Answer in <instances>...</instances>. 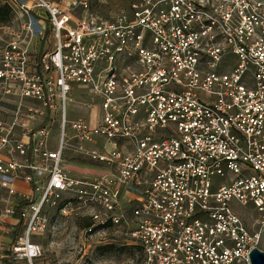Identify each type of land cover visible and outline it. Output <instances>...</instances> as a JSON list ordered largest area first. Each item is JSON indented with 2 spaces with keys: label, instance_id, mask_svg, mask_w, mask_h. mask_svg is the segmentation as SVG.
Instances as JSON below:
<instances>
[{
  "label": "built area",
  "instance_id": "obj_1",
  "mask_svg": "<svg viewBox=\"0 0 264 264\" xmlns=\"http://www.w3.org/2000/svg\"><path fill=\"white\" fill-rule=\"evenodd\" d=\"M1 1L25 17L0 48L12 257L40 254L30 238L59 202L88 236L123 224L139 249L121 264H249L264 232V0H117L111 20L90 0ZM49 30L53 49L33 56ZM67 156L106 171L73 177Z\"/></svg>",
  "mask_w": 264,
  "mask_h": 264
},
{
  "label": "rangeland",
  "instance_id": "obj_2",
  "mask_svg": "<svg viewBox=\"0 0 264 264\" xmlns=\"http://www.w3.org/2000/svg\"><path fill=\"white\" fill-rule=\"evenodd\" d=\"M90 4L94 12L96 11V13H91L93 17L111 20L116 13V4L119 2L117 0H90ZM84 15L90 16V14ZM24 20V16L20 17L14 13L12 3L7 4L0 0V48L10 37L12 30H16L19 23ZM45 38L46 44L41 41L40 45L33 46V56L38 50V54H41L45 50L53 49L52 31L49 30ZM51 136L55 144L56 130L51 131ZM64 165L73 177L95 176L106 171L103 166L91 163L86 157H74L65 161ZM231 204L236 206L234 201ZM58 208L59 202L46 207L50 224L44 234L30 238V241L40 246V254L30 261L12 257L10 251V246L14 241L10 233L12 224H2L0 226V264H121L132 262L137 258V249L130 246L133 245L132 241L122 235L125 231L123 224L111 228L102 238L88 236L83 233L84 225L89 223L88 219L80 218L75 212L63 216L58 212ZM241 213L249 226L258 216L249 209H243ZM259 224L261 225V222ZM20 230H22L21 225ZM101 246L109 247L103 250ZM260 248L264 250V232L261 235Z\"/></svg>",
  "mask_w": 264,
  "mask_h": 264
},
{
  "label": "crops",
  "instance_id": "obj_3",
  "mask_svg": "<svg viewBox=\"0 0 264 264\" xmlns=\"http://www.w3.org/2000/svg\"><path fill=\"white\" fill-rule=\"evenodd\" d=\"M73 96H74V101L71 103L69 109L72 110V111H74V113H76L75 116H77V115L86 116L85 110L80 106V104L78 102L79 99H80V97L81 96H84V95H79L78 92H75L73 94ZM53 130H56V133H57V127L54 128ZM72 158H74V157L67 156V158L65 159V161L71 160ZM65 161H64V163H65ZM64 167H65V165H64ZM16 188H17V190L20 193L26 194V193H29V191H30V184L25 183V182H22V181H18L16 183ZM4 195H5L4 194V191H1L0 190V201H1L0 204L2 206H4L6 204L5 201L2 200ZM4 223L5 224H8V223L12 224V226L10 228V233L13 235V239L15 241L17 239L18 235L21 233L20 225H19L20 224L19 220L17 219L16 216H4V215L0 214V226L2 224H4Z\"/></svg>",
  "mask_w": 264,
  "mask_h": 264
},
{
  "label": "water",
  "instance_id": "obj_4",
  "mask_svg": "<svg viewBox=\"0 0 264 264\" xmlns=\"http://www.w3.org/2000/svg\"><path fill=\"white\" fill-rule=\"evenodd\" d=\"M249 264H264V250L253 247L248 252Z\"/></svg>",
  "mask_w": 264,
  "mask_h": 264
},
{
  "label": "trees",
  "instance_id": "obj_5",
  "mask_svg": "<svg viewBox=\"0 0 264 264\" xmlns=\"http://www.w3.org/2000/svg\"><path fill=\"white\" fill-rule=\"evenodd\" d=\"M131 247H133V248H135V249H137V251H138V247L137 246H134V245H130ZM109 246H101V249H103V250H105V249H107Z\"/></svg>",
  "mask_w": 264,
  "mask_h": 264
}]
</instances>
